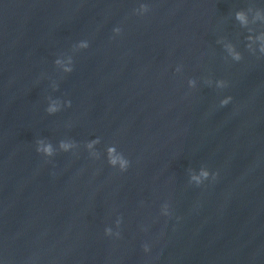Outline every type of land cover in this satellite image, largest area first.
I'll use <instances>...</instances> for the list:
<instances>
[{
	"label": "clouds",
	"instance_id": "obj_1",
	"mask_svg": "<svg viewBox=\"0 0 264 264\" xmlns=\"http://www.w3.org/2000/svg\"><path fill=\"white\" fill-rule=\"evenodd\" d=\"M139 8H140V10L142 12H148L149 11V7L146 4H141L139 6ZM237 19L243 21L244 20V17H243V15L241 13H238L237 14ZM113 31H114V33L120 34L122 30H121V28L117 27V28H114ZM80 46L83 47V48L89 47V45L86 42L85 43H82ZM261 51H264V48H262ZM234 58L236 60H240L241 59V57H240L239 54H235ZM56 63H60V62L59 61H56ZM65 71L66 72H71V71H73V69L72 68H65ZM221 83H223V82H221ZM231 99H232L231 97H228L227 99L222 100L221 101V106L227 105ZM48 111L49 112H54L55 111V108H50V109H48ZM61 147L64 148L65 150H67L70 147V145L61 143ZM37 151L38 152L39 151H43L47 155H52V147H51V144H48V145L44 146L42 149L41 148H37ZM108 151H109V157H110L109 162L111 164H115L116 163V159L115 158H112V153L115 152V149L114 148H109ZM127 164H128V161L121 160V166H122V168L126 167ZM217 175H218L217 173H212L213 179H215ZM201 176H203L204 178H207L209 176V172L208 171H202L201 172Z\"/></svg>",
	"mask_w": 264,
	"mask_h": 264
}]
</instances>
